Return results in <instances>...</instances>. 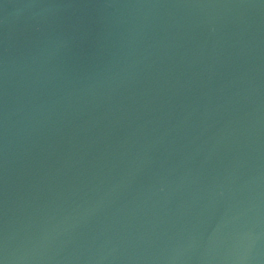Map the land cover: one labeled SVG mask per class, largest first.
Returning a JSON list of instances; mask_svg holds the SVG:
<instances>
[{"label":"water","instance_id":"obj_1","mask_svg":"<svg viewBox=\"0 0 264 264\" xmlns=\"http://www.w3.org/2000/svg\"><path fill=\"white\" fill-rule=\"evenodd\" d=\"M0 264H264V0H0Z\"/></svg>","mask_w":264,"mask_h":264}]
</instances>
